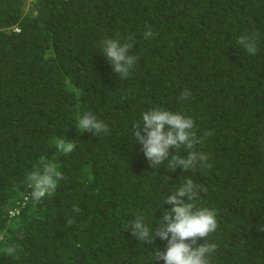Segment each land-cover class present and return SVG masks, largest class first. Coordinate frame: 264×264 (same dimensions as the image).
<instances>
[{"label":"trees","instance_id":"obj_1","mask_svg":"<svg viewBox=\"0 0 264 264\" xmlns=\"http://www.w3.org/2000/svg\"><path fill=\"white\" fill-rule=\"evenodd\" d=\"M253 32L249 56L236 41ZM129 35L136 62L120 79L100 42ZM152 108L212 133L195 146L210 168L151 167L131 132ZM85 113L109 132L79 133ZM56 138L74 151L59 153ZM42 160L63 179L21 208ZM185 176L200 186L197 207L216 211V231L197 240L217 245L210 264H264V0H0V264H164L155 250L167 241H138L127 225L139 215L155 230Z\"/></svg>","mask_w":264,"mask_h":264},{"label":"clouds","instance_id":"obj_2","mask_svg":"<svg viewBox=\"0 0 264 264\" xmlns=\"http://www.w3.org/2000/svg\"><path fill=\"white\" fill-rule=\"evenodd\" d=\"M153 35L149 28L144 32L143 38L147 40ZM257 40L258 34L253 32L250 35L238 36L236 42L249 56H254L258 51ZM132 41L133 38L129 35L123 43L120 39L113 38L100 42L101 52L107 61L111 62L112 70L120 74V79L130 75V69L136 62V57L129 55L134 45ZM190 98L191 92L185 89L181 93V99ZM75 126L81 134L89 132L99 135L109 132L108 125L98 120L92 113L77 117ZM132 129L135 131L131 132V136L142 145L141 151L154 169L166 160L168 171H175L179 167L186 173L188 170L195 171L198 166L211 167L207 162V155L195 150V146L212 133L205 131L203 137H198L195 122L191 117L163 108H152L142 113V123H135ZM54 146L59 153L67 155L74 151L76 144L73 140L56 138ZM173 148L175 154L170 156L169 149ZM181 148L187 151L186 156L179 155ZM62 179L63 174L58 170L56 163L40 161L25 177L28 191L22 194L20 207H24L28 200L38 202L46 196H51ZM199 191L200 186L194 183L193 179L187 176L180 178L179 186L163 202V205L169 204L172 207L160 208L163 215L155 230L144 222L143 216L139 215L127 225V229H131L132 236L138 241L152 244L157 237L167 241L165 251L155 250L157 261L163 260L164 264H210L208 257L216 250L217 245L205 242L197 244V240L203 238L205 241L209 234L216 231L218 224L214 209L197 207L195 201L198 199ZM73 211L80 213L81 209L74 205ZM18 212L19 208H14L8 213L14 216ZM67 223L71 225L73 221L69 219ZM258 231H264V225L258 226ZM4 252L13 255L17 249L15 246H6Z\"/></svg>","mask_w":264,"mask_h":264}]
</instances>
